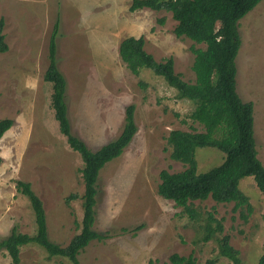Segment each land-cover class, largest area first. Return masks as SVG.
I'll list each match as a JSON object with an SVG mask.
<instances>
[{
    "label": "rangeland",
    "instance_id": "obj_1",
    "mask_svg": "<svg viewBox=\"0 0 264 264\" xmlns=\"http://www.w3.org/2000/svg\"><path fill=\"white\" fill-rule=\"evenodd\" d=\"M132 0H0V17L8 49L0 52V119L13 125L0 137V239L15 226L34 234L30 201L16 181L30 183L41 198L48 237L62 246L80 231L84 190L82 160L59 131L51 106L52 85L44 79L48 43L55 21L56 62L66 79L65 101L72 133L91 150L114 139L124 124V111L134 105L137 130L121 154L104 164L96 180L93 229L105 234L93 239L77 255L80 264H170L169 255L192 254L196 264H232L219 254L217 238L228 235L244 264H256L264 250V196L252 176L239 188L251 210L233 209V202L212 198L183 207L157 192L159 172L180 171L185 165L170 157V130L203 131L189 118L193 102L178 98L163 77L143 68L133 74L118 55L119 42L143 36L144 48L156 60L172 57L174 70L194 80L192 47L178 37L176 21L165 10L129 9ZM240 46L235 57L236 91L253 104V132L257 157L264 166V0L238 21ZM198 172L219 165L224 153L198 146ZM76 193V198L67 200ZM241 211L246 218H242ZM204 240L206 226L215 227ZM138 227V228H136ZM0 264H14L0 249ZM17 264H73L49 256L35 243L23 245Z\"/></svg>",
    "mask_w": 264,
    "mask_h": 264
},
{
    "label": "trees",
    "instance_id": "obj_2",
    "mask_svg": "<svg viewBox=\"0 0 264 264\" xmlns=\"http://www.w3.org/2000/svg\"><path fill=\"white\" fill-rule=\"evenodd\" d=\"M261 0H132L131 11L150 8L171 13L176 21L173 32L178 37H187L205 47H192L194 73L193 81L184 80L174 70L172 57L156 60L144 48L143 36H127L118 45V55L133 74L147 68L153 74L164 78L176 90L178 98L193 102L189 118L200 123L203 131L172 129L166 138L170 147V157L182 162L185 167L170 172L161 169L157 192L172 200L194 217L195 210L189 205L195 200L212 198L219 203L233 202V209L245 207L251 210L249 198L239 188L244 176H252L264 196V166L257 157L253 132V104L243 101L236 91L235 57L241 40L238 21ZM58 20L55 21L48 43L49 63L44 71V79L51 83V106L59 131L64 135L72 150L79 153L82 167L79 169L84 190L82 199V218L80 231L62 246L48 237L46 216L41 198L33 191L27 181L17 180L16 187L28 197L34 213L36 230L27 234L13 226L10 232L0 239V249H4L12 263L19 262V252L23 245L35 243L49 256H62L73 264H80L79 252L93 239H103L93 229L96 180L99 170L109 160L119 156L137 130L134 121V105L128 104L124 111V124L120 133L97 150H91L85 142L72 133L65 101L66 79L56 62V34ZM4 20L0 17V52L8 49L3 34ZM13 125L11 118L0 119V137ZM198 146H213L224 153L223 161L207 171L198 172L194 157ZM2 157L0 156V163ZM76 193L68 195L67 200L76 198ZM242 218L246 215L241 211ZM138 228V227H136ZM217 222L215 227L206 226L204 240L212 237L214 231H221ZM218 240V252L230 259L232 264H244L239 251L229 243L228 235ZM170 264H196L192 254L187 256L173 252L169 255ZM208 259L207 264H214ZM152 264V261H149ZM256 264H264V250Z\"/></svg>",
    "mask_w": 264,
    "mask_h": 264
}]
</instances>
